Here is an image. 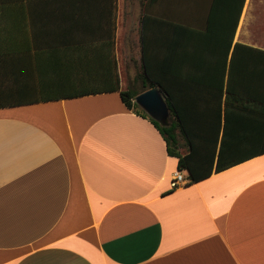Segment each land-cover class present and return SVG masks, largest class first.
Returning <instances> with one entry per match:
<instances>
[{
	"label": "crops",
	"instance_id": "obj_1",
	"mask_svg": "<svg viewBox=\"0 0 264 264\" xmlns=\"http://www.w3.org/2000/svg\"><path fill=\"white\" fill-rule=\"evenodd\" d=\"M212 3L0 0V89L57 98L0 108V264H264V0H246L235 36L256 49L231 99L238 164L174 188L178 158L148 118L119 91L78 94L136 81L145 14L203 29ZM203 50L202 86L184 89L217 98L222 61Z\"/></svg>",
	"mask_w": 264,
	"mask_h": 264
},
{
	"label": "trees",
	"instance_id": "obj_2",
	"mask_svg": "<svg viewBox=\"0 0 264 264\" xmlns=\"http://www.w3.org/2000/svg\"><path fill=\"white\" fill-rule=\"evenodd\" d=\"M157 1L150 0V3L154 4ZM245 2L246 0H213L207 27L203 29L145 14L142 19L144 65L142 73L134 82H140L142 88L130 87L127 90H121L120 79L115 72V80L108 87L83 89L78 93L84 95L119 91L124 104L129 109L148 118L162 133L167 142L168 153L178 158V169L188 172V184L201 181L214 172L236 165L242 157L236 153L241 147L229 144L227 140V126L232 96L235 94L239 97L247 96L242 85L239 86V83L235 82L239 62L247 56L246 51H256L242 43H235ZM153 28L159 29L160 32L152 34ZM166 45H168V56H164ZM155 46H161L162 49L155 51ZM205 46L209 48L210 57L222 61L220 83L216 86H213V83H207L208 87L219 90L220 94L217 98L191 96L184 89L186 86L187 89L202 86L203 82L197 81L196 73L200 70L199 60L206 56L203 50ZM258 51L264 54V51ZM151 52L152 58L154 56V65ZM179 65L185 66L182 73L172 70ZM180 78L183 79L182 84L179 82L182 81L179 80ZM155 85H159L167 96L172 114L169 126H162L152 119L135 101L139 93ZM55 99L57 98L46 96L16 99L10 93L0 89V108ZM180 135L184 137L188 145L186 152L182 151ZM263 150L264 147L261 151Z\"/></svg>",
	"mask_w": 264,
	"mask_h": 264
},
{
	"label": "water",
	"instance_id": "obj_3",
	"mask_svg": "<svg viewBox=\"0 0 264 264\" xmlns=\"http://www.w3.org/2000/svg\"><path fill=\"white\" fill-rule=\"evenodd\" d=\"M135 101L141 109L162 126L170 125L171 110L168 105L167 96L159 85H155L139 93Z\"/></svg>",
	"mask_w": 264,
	"mask_h": 264
},
{
	"label": "built area",
	"instance_id": "obj_4",
	"mask_svg": "<svg viewBox=\"0 0 264 264\" xmlns=\"http://www.w3.org/2000/svg\"><path fill=\"white\" fill-rule=\"evenodd\" d=\"M189 183V178L183 173V171L177 170L172 179V187L177 188Z\"/></svg>",
	"mask_w": 264,
	"mask_h": 264
},
{
	"label": "rangeland",
	"instance_id": "obj_5",
	"mask_svg": "<svg viewBox=\"0 0 264 264\" xmlns=\"http://www.w3.org/2000/svg\"><path fill=\"white\" fill-rule=\"evenodd\" d=\"M132 1L133 2H138L139 0H132ZM140 1H143V0H140ZM127 77L128 76L125 74V81H124V83L126 84V86H128V82H129L128 80H126ZM130 87L131 88L133 87V88L141 89L142 88V84L140 82H138V83H131L130 84ZM171 119H172V114H171ZM180 141H181V144H182V151L183 152H186L188 150V145H187V143H186V141H185V139H184V137L182 135H180Z\"/></svg>",
	"mask_w": 264,
	"mask_h": 264
}]
</instances>
